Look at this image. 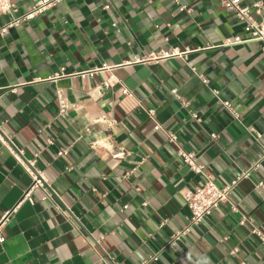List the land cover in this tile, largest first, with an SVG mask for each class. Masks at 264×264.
<instances>
[{
  "label": "crops",
  "instance_id": "0c3cea01",
  "mask_svg": "<svg viewBox=\"0 0 264 264\" xmlns=\"http://www.w3.org/2000/svg\"><path fill=\"white\" fill-rule=\"evenodd\" d=\"M37 1L12 0L18 16ZM222 5L69 0L0 34V264H264V45L226 44L249 35ZM242 5L264 19V0ZM9 146L47 181L33 202ZM179 148L220 187L263 166L231 192L238 212L223 204L175 239L203 183Z\"/></svg>",
  "mask_w": 264,
  "mask_h": 264
},
{
  "label": "built area",
  "instance_id": "2783aa9c",
  "mask_svg": "<svg viewBox=\"0 0 264 264\" xmlns=\"http://www.w3.org/2000/svg\"><path fill=\"white\" fill-rule=\"evenodd\" d=\"M69 0H38L35 5L32 7L31 11L28 12L26 15L18 16V9L17 6L12 2V0H0V15H12L13 18L11 21L0 31V34L4 35L9 32V30L18 28L21 25H23L25 22L32 21L35 18H38L39 15L49 11L50 9L58 6L59 4L66 2ZM177 3H179V0H175ZM222 6L227 10L234 12L238 18L239 21L244 23L245 31L249 35V37L246 40H243L240 37H237L233 41L226 42V44H238V43H245V42H251V41H260L263 42L264 45V19L261 22H256L251 18V7L249 6H243L242 0H221ZM261 3L257 2L253 4V8L258 10L261 8ZM106 9L108 6L105 7ZM181 11L186 10L185 6L180 7ZM264 51V46H263ZM168 55V54H167ZM203 79V82L205 84H208L207 79ZM125 95H132L128 89H125L123 91ZM216 93V92H215ZM173 96H175L177 99L182 100V98L178 94V90L174 89L172 90ZM185 106H188L189 104L185 101H183ZM226 108L230 110L233 114H235L238 117V114H236L232 108L231 103L226 102L225 103ZM61 112H66V104L61 99ZM150 117L154 119L155 113L154 111L149 112ZM194 118L197 119V115H194ZM161 125H157L155 127V130H161ZM254 131V129H252ZM168 139L170 143L177 144L178 143V137L177 135L173 133H167ZM257 136L260 138L261 135L257 134ZM1 140L3 138L0 136ZM211 138L216 140L218 138V135L212 134ZM9 151L11 154L15 157V159L23 165L27 173L33 178V184L29 187L27 192L25 193L23 200H29L30 202H33V199L31 197L32 192L36 188L43 187L47 181L45 177L42 175V173L36 175L34 171H32V168L35 166V161H29L28 164H26L23 161L22 153L19 151L17 152L16 149H14L12 146H9ZM178 154L181 157L183 163L189 167L192 173L195 175H198L203 178V183L199 186H195L193 189L188 190L185 194H183V200L187 206V208L190 211V222L189 226H187L183 231L177 232L174 236L175 239H179L182 236H185L189 234L192 230V228L196 225H199L204 222V220L211 216L212 213L218 209L223 204H229L231 212H238V208L235 207L233 203L230 201V194L235 189V187L238 185V183L243 179H248L251 176L252 171L259 170L262 168V161L257 163L253 168L246 171L245 173H242L239 175L235 180H233L229 185L227 186H218L216 183V178L213 175H209L206 171L205 166L199 165L196 162V154L195 153H188L187 151H184L183 149L179 148ZM68 155L67 150H60L58 153V156L61 158L63 156ZM120 156V155H118ZM258 188L264 187V183L260 182L257 184ZM146 205V204H145ZM245 218L242 221V225L245 223ZM253 234L260 237L264 243V237L262 234L254 230L252 232ZM236 251V250H235ZM151 261H157L158 257L153 256L149 258ZM148 261L142 262L141 264H147Z\"/></svg>",
  "mask_w": 264,
  "mask_h": 264
}]
</instances>
